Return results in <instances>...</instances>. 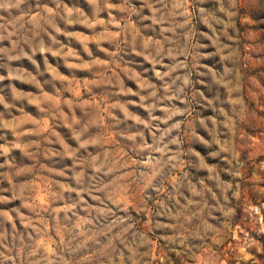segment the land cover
<instances>
[{
    "label": "rangeland",
    "instance_id": "obj_1",
    "mask_svg": "<svg viewBox=\"0 0 264 264\" xmlns=\"http://www.w3.org/2000/svg\"><path fill=\"white\" fill-rule=\"evenodd\" d=\"M0 264H264V0H0Z\"/></svg>",
    "mask_w": 264,
    "mask_h": 264
}]
</instances>
